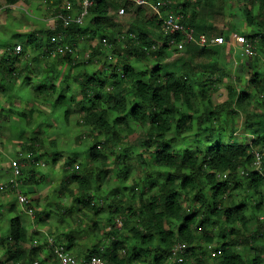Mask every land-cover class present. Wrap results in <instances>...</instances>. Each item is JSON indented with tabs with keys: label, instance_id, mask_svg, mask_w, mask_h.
<instances>
[{
	"label": "trees",
	"instance_id": "16d2710c",
	"mask_svg": "<svg viewBox=\"0 0 264 264\" xmlns=\"http://www.w3.org/2000/svg\"><path fill=\"white\" fill-rule=\"evenodd\" d=\"M19 1L6 0L8 4ZM173 1V9L184 15V24L193 28L196 35L227 34L229 37L233 32L226 27H218L214 22H208L207 11L203 10L204 0ZM256 2L260 3V21L256 20L257 15L252 10ZM244 4L249 31L238 32L253 41L257 53L252 57L257 59L258 51L264 45V0H244ZM123 6L129 13L131 23L127 32L121 33L110 29L108 21L112 18L111 13ZM62 13L69 14L67 10L60 11ZM88 15L90 23L87 25L75 20L67 22L58 15L53 29L33 31L26 43L40 51L37 60L49 56L57 51V47H61L65 52L58 58L65 68L75 63L71 52L79 46L82 39L102 35L101 46L96 49L94 56L112 49L111 52L118 55L116 64L112 69L107 68L104 77L96 72L72 76L80 89V102L76 96L68 97L62 90L55 89L62 71L54 72L56 66L53 65L46 70L44 77L37 80L41 84L32 88L29 99L34 101L35 97L48 98L52 92H59L54 106H66L63 114L66 120L73 110L72 102H76L80 105L83 122L93 132L99 131L104 136L101 140L99 135L93 133L90 152L83 163L74 166L75 159H68L65 163L66 171L76 170L71 179L77 182L86 197L82 200L84 206L98 208L90 191L92 188L99 190L102 186V175L110 163L108 152L115 154L113 149L116 146L121 149L123 144H129L128 136L136 133L129 118L142 128L148 125L149 129L138 143L145 152H149L152 165L161 168L166 175L163 178L156 176L146 168L144 155L139 156L143 167L147 169L144 186L148 187L146 184L149 183L153 193L149 197L141 195L138 207L133 203L125 207L117 199L111 203L118 212L138 216L135 225L129 233L122 235L117 229L109 230L107 233L112 244L106 247L96 244L82 257L97 254L111 264H139L141 261L166 264L174 244L183 242L189 253L185 262L171 264H264V257L260 253L249 257L239 250L264 240V216L259 218L260 213L264 214V69L256 71L248 80L244 76H235L241 86L230 84L228 99L215 104L211 90L218 91L219 86L227 82L225 80L233 78L229 68L232 62L229 59V46H201L193 42L179 51L170 43L172 39L180 42L183 39L181 35L166 34L161 21L149 8L125 0H94ZM211 29L218 30L219 33H212ZM131 33H136L137 38L129 36ZM123 35L127 36L125 42L120 41ZM103 38H107L111 47L103 43ZM28 45L19 53L15 51L14 45L13 52H6L2 56L3 63L8 64L9 68L3 70L1 79L6 85L0 83V95L10 104L16 98L21 102L27 100L26 94H22L21 90L12 93L9 89L16 83V66L24 59ZM176 51L184 54L175 61L176 69L168 71L167 61L171 52ZM133 58L152 59L155 63L139 69L133 64ZM33 78L30 75L28 82L36 81L37 77ZM49 83L54 89L49 90ZM200 97L201 105L198 102ZM104 100L108 102L106 107L102 105ZM6 109L0 107V115ZM110 111L116 115L114 122L111 121ZM187 112H200L198 127L205 128L211 135L217 133V141L202 149L177 146L180 136L193 128L191 124L180 121L179 115ZM35 113L38 111L33 106L20 115L30 125L35 118L40 117L39 114L36 117ZM240 113L244 117L241 134L245 137L242 140L236 137L238 127L235 114ZM222 118L224 121L219 123ZM246 138H250L251 143L246 142ZM51 144L55 145L56 140L53 139ZM25 146L32 155H37L42 142L32 138ZM99 146L103 149H99ZM256 150L263 154L260 169L254 165ZM130 172V167L126 166L120 169L119 175L128 177ZM71 179L68 176L63 179L64 190ZM237 190L244 193L241 200H230L238 193ZM183 200L188 202L187 208ZM253 220L257 224L256 229L251 232L249 226ZM217 236H220L219 241ZM29 240L28 229L22 217L13 216L8 234L0 235V251L8 255L4 264H30L34 261L38 254L37 251L30 253L27 250ZM126 244L129 251L121 256L120 249ZM208 244H213L211 251ZM146 255L155 257L148 262Z\"/></svg>",
	"mask_w": 264,
	"mask_h": 264
},
{
	"label": "rangeland",
	"instance_id": "374dc122",
	"mask_svg": "<svg viewBox=\"0 0 264 264\" xmlns=\"http://www.w3.org/2000/svg\"><path fill=\"white\" fill-rule=\"evenodd\" d=\"M186 1L195 2L196 0ZM203 3V10L207 11L206 18L209 23L214 22L218 27H226L233 31H249L244 15V8L246 7L244 0H204ZM81 9V0H20L16 4H8L6 0H0V83L6 85L1 77L3 70L9 68L8 64L5 65L2 61L4 53L13 52L14 45L22 44L23 47L28 45L27 39L35 30L53 29L56 26L60 11L67 10L69 14L77 15ZM252 10L257 15L256 20L260 21V3L256 2ZM111 15L112 18L108 21L110 29L121 33L127 32L131 23L129 13L120 14L118 11H114ZM89 21L90 18L87 15L83 24L87 25L90 23ZM211 31L215 34L219 33L215 29H211ZM101 37L102 35L96 38L87 36L82 39L79 46L71 52L75 63L71 66L67 65L65 68L58 58L65 52L61 47H57V51L49 56L37 60L40 51L28 45L24 59L16 66L14 73L16 83L13 88L9 89L12 93L18 89L21 90L22 94H26L27 100L21 102L19 98L18 100L16 98L10 104L4 96L0 95V107L7 108L3 110V115H0V235L6 236L9 232L10 219L20 215L30 236L26 248L30 253L37 251L38 254L37 258L30 264H36V262H38L37 264H59L50 238L54 247H62L78 257H82L87 251L92 250L96 244H100L102 247L111 245L112 240L108 237L107 232L111 229H117L120 235L127 234L138 218V216L130 215L129 212L116 211L115 207L111 206L112 201L117 199L125 207L131 203L138 207L141 195L149 197L153 193L149 183L146 184L148 187L144 186L147 169L162 178L166 175V172L161 168L158 169L152 165L149 152H145L142 145L138 143V140L149 129L148 125L146 128H142L128 117L129 123L136 130V133L128 136L129 144H123L121 149L116 146L113 149L115 154L108 152L110 163L102 175V186L99 190L92 188L90 191L98 208L93 209L84 206L82 200L86 197L81 192L77 182L71 179L76 170L69 169L66 171L65 163L68 159L76 160L74 166L83 163L90 152L93 133L99 135L101 140L104 139V136L100 135L99 131L94 130L93 132L92 128L83 122V114L79 111L80 105L76 102H72L73 110L66 120L63 117L66 106H54V100L59 92H52L48 98L35 97L34 101L29 99L32 88L41 84V82L37 83V80L44 77L46 70L55 65L54 72L56 70L62 71L57 78L59 81H57L55 89L62 90L61 92L68 97L76 96L80 102L82 99L79 95L80 89L72 76L83 72H96L104 77L108 71L107 68L112 69L118 59V55L111 52L112 49H106L104 53L94 56L96 49L101 46ZM226 46L230 47L227 49L230 50L229 59L232 62L229 68L233 78L225 80L227 82L222 83L218 91L211 90L215 104L228 99V86L230 84L241 86V82L235 76H244L248 80V77L256 71L264 69V45H261L257 59L252 57L253 55L249 57L243 55L240 49L232 45ZM171 54L167 61L169 64L166 65L168 71L176 69L174 67L175 61L184 53L176 51L171 52ZM132 62L139 69H144L155 63L152 59L140 60L136 58H133ZM30 75L34 78L37 77L36 81L29 83ZM213 78L214 76L211 79ZM49 85L51 84L49 83ZM50 87L49 90L54 89V86L51 85ZM198 102L201 105V97ZM102 105L106 107L108 102L104 100ZM33 106L38 111L35 113L36 117L38 114L40 117L35 118L30 125H27L20 113L28 111ZM112 112L110 111V116L111 121L114 122L116 115ZM199 114L200 112H187L179 115L180 121L187 125L191 124L193 128L180 136L177 146L202 149L217 141L219 138L217 133L211 135L205 128L198 127ZM235 120L238 127L236 137L242 140L245 137L241 134L244 117L241 113L235 114ZM222 121L224 118L220 119L219 123ZM122 133L126 134L125 131ZM32 138H37L42 142L37 155H32L25 146L30 143ZM250 138H246V142L251 143ZM53 139L56 140L55 145L51 144ZM99 149L103 148L99 146ZM141 155H144L147 169L143 167L140 161L139 156ZM126 166L130 167L131 172L128 177H122L119 175V171ZM66 176L71 181L67 189L64 190L62 181ZM19 192H23L28 197L27 202H20ZM236 192L238 193L233 195L230 200H241L244 193L239 190ZM183 203L187 208L188 202L183 200ZM263 216L264 214L260 213L259 218ZM253 221L249 226L251 232L256 229L257 224ZM219 238L220 236H217V241ZM239 250L244 255L248 254L249 257H253L255 253H260L264 257V240L244 246ZM128 251L129 246L126 244L120 249L119 254L124 256ZM7 256L6 252L0 251V264L6 263ZM145 257L149 262L155 256L146 255ZM211 260L214 261L213 258Z\"/></svg>",
	"mask_w": 264,
	"mask_h": 264
},
{
	"label": "built area",
	"instance_id": "2783aa9c",
	"mask_svg": "<svg viewBox=\"0 0 264 264\" xmlns=\"http://www.w3.org/2000/svg\"><path fill=\"white\" fill-rule=\"evenodd\" d=\"M128 3L142 5L149 8L157 19L161 21V27L163 31L168 35H181L183 39L180 42L171 40V45L177 47L179 51H183L186 48L188 43H197L201 46H211V45H232L237 49H240L241 53L246 56L255 55L256 49L255 44L251 39H249L245 34L233 31L229 34V37L226 35H214L210 36L206 33L196 35L193 28L185 25L183 22L184 15L179 11L173 9L174 1L173 0H125ZM94 0H82V9L77 15L70 14H59L60 17L64 18L67 22L75 20L80 24H83L85 18L88 15L89 8L93 5ZM120 14H124L125 7H120L118 9ZM129 36L137 38L136 33H131ZM127 36L123 35L120 37V41L125 42ZM103 43L106 46L111 47L107 38H103ZM68 47V46H67ZM155 47V46H154ZM23 50L22 44L16 46L15 51L17 53ZM255 162L254 165L257 169L261 168L262 165V156L258 150L254 152ZM18 197L21 203L28 201V197L23 194V192L18 193ZM51 246L53 247L56 256L58 257L59 264H111L105 258L100 255L94 254L88 258L78 257L72 252L62 248L54 247V243L50 238ZM208 249L211 251L213 249V244L207 245ZM187 245L183 242H177L172 248V254L169 261L166 264L171 263H183L186 260L188 253ZM36 262V261H35ZM38 262H36L37 264ZM139 264H148V263H139Z\"/></svg>",
	"mask_w": 264,
	"mask_h": 264
}]
</instances>
